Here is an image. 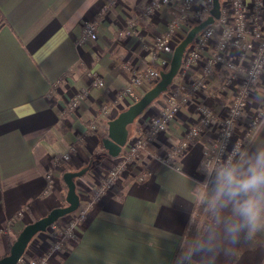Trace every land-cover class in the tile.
Here are the masks:
<instances>
[{
    "label": "crops",
    "instance_id": "1",
    "mask_svg": "<svg viewBox=\"0 0 264 264\" xmlns=\"http://www.w3.org/2000/svg\"><path fill=\"white\" fill-rule=\"evenodd\" d=\"M147 2L0 0L6 17L0 26V257L9 252V241L26 224L67 205L63 178L67 166L72 171L86 168L75 178L80 204H85L99 180L120 160V155L109 154L102 138L108 134L109 120L156 83L135 87L130 96L120 94L132 73L155 64V40L173 16L174 8L169 6L145 14ZM132 19L136 24L129 29ZM86 21L96 23L98 36L80 41ZM182 34L163 57L171 60ZM213 47L210 43L202 61L183 76L185 84L201 75L203 61ZM224 72L217 68L206 77L193 95L195 100L184 103L166 130L140 150L135 161L90 205L77 237L50 253L48 264H170L181 243V264L264 263V227L253 233L245 228L235 236L230 231L241 218L234 201L227 196L217 199L220 171L203 188V152L216 135V121L185 151L174 152L198 122L197 101L211 106L217 115L228 111L235 86L222 83ZM181 77L178 72L172 83ZM99 80L104 84H98ZM79 91L84 95L71 109L70 102ZM169 96L168 89L135 119L129 137L169 103ZM105 107L108 111L102 112ZM259 111H264V83L254 84L239 133ZM170 151L174 153L166 159ZM261 152L264 121L232 166L244 171ZM199 200L214 212L213 219L203 233L196 230L183 243ZM54 243L48 229L38 232L25 254L40 257Z\"/></svg>",
    "mask_w": 264,
    "mask_h": 264
},
{
    "label": "built area",
    "instance_id": "2",
    "mask_svg": "<svg viewBox=\"0 0 264 264\" xmlns=\"http://www.w3.org/2000/svg\"><path fill=\"white\" fill-rule=\"evenodd\" d=\"M148 0L144 13L148 14L162 6L173 9V16L165 32L159 35L154 43L153 57L155 64L143 72L132 73L130 82L121 90V96L133 95L135 87L145 83L154 84L160 78L162 67L169 65L170 60L162 54L171 50L175 37L181 34V40L192 25L201 21L210 12L212 0ZM221 16L213 24L205 27L185 50L179 73L181 79L169 87V103L160 111L146 118L138 126V132L128 138L125 150L120 154V160L111 167L95 187L92 196L85 204H80L72 213L73 216L51 224L48 230L55 237V243L50 250L37 258H20L19 264H48L49 255L61 248L65 240L77 236L78 226L85 221L90 205L106 192L114 181L123 173L127 165L132 164L140 150L146 149L154 137L164 132L168 123L179 113L181 106L191 100L214 69L224 68L222 83L234 85V97L228 111L217 115L216 111L207 104L197 101L200 116L198 122L187 130L183 140L174 148L175 153L185 151L190 142L195 140L205 127L214 121L217 132L204 149V166L206 178L203 188H206L211 176L216 171L232 166L248 140L256 133L264 121V111L254 113L251 121L239 133L238 124L249 107V96L255 83L264 82V0H220ZM104 7L103 10H105ZM136 20L129 22L128 28L135 26ZM183 30V31H182ZM97 25L94 21H86L83 25L79 40L96 39ZM210 43L213 49L205 57L201 75L185 84L183 76L192 65L199 63ZM173 51V49H172ZM104 84L102 80L97 82ZM84 92H77L70 102V108L75 109ZM108 108L102 109L107 112ZM168 152L166 159L174 153ZM68 159L67 155H64Z\"/></svg>",
    "mask_w": 264,
    "mask_h": 264
},
{
    "label": "water",
    "instance_id": "3",
    "mask_svg": "<svg viewBox=\"0 0 264 264\" xmlns=\"http://www.w3.org/2000/svg\"><path fill=\"white\" fill-rule=\"evenodd\" d=\"M221 16V1L212 0L209 15L201 22L193 25L184 37L177 43L173 50L168 69L161 70L159 80L148 88L136 101L121 111L115 118L108 122V134L102 138L104 147L109 154L117 157L121 154L129 138V126L135 119L162 93L168 91L174 78L179 72L183 56L187 47L194 41L195 37L208 25L213 24ZM86 168L75 171H66L63 178L67 184V205L53 208L47 215L26 224L12 243L9 252L0 257V264H19L26 248L32 238L60 217L76 211L80 205V196L76 189L75 178L83 175Z\"/></svg>",
    "mask_w": 264,
    "mask_h": 264
},
{
    "label": "clouds",
    "instance_id": "4",
    "mask_svg": "<svg viewBox=\"0 0 264 264\" xmlns=\"http://www.w3.org/2000/svg\"><path fill=\"white\" fill-rule=\"evenodd\" d=\"M218 181L217 199L227 196L234 201L235 212L241 218L231 233L235 236L245 228L253 233L264 227V152L250 161L244 171L236 166L222 169Z\"/></svg>",
    "mask_w": 264,
    "mask_h": 264
},
{
    "label": "trees",
    "instance_id": "5",
    "mask_svg": "<svg viewBox=\"0 0 264 264\" xmlns=\"http://www.w3.org/2000/svg\"><path fill=\"white\" fill-rule=\"evenodd\" d=\"M5 22H6V17L2 13V11L0 10V26ZM129 127L131 129L132 124ZM72 170L73 169L71 167H68V166L65 168V172L66 171H72ZM213 216H214V212L211 209H207L206 206L203 204L202 200H199L197 202V204L195 205L193 215L191 217V220L189 221L188 228L185 232V237H184L183 243L189 239L190 235L194 231L197 230L200 233H203L208 228V226L210 225V223L213 219ZM16 237L17 236H15L14 238H12L9 241L10 247H11L12 243L14 242V240L16 239ZM10 247H9V249H10ZM181 247H182V243L177 248V250L175 251L170 264H181L182 263L183 258H184V254L182 252Z\"/></svg>",
    "mask_w": 264,
    "mask_h": 264
},
{
    "label": "rangeland",
    "instance_id": "6",
    "mask_svg": "<svg viewBox=\"0 0 264 264\" xmlns=\"http://www.w3.org/2000/svg\"><path fill=\"white\" fill-rule=\"evenodd\" d=\"M211 7H212V3H211ZM211 7H210V9H211ZM208 15H209V14H208ZM208 15H207V16H208ZM207 16H206V17H207ZM206 17H204L203 19H205ZM203 19H202V20H203ZM202 20H201V21H202ZM201 21H199V22H201ZM199 22H197V23H199ZM197 23H195V24H197ZM195 24H194V25H195ZM192 26H193V25H192ZM192 26H191V27H192ZM260 83H264V82H260ZM127 166H128V165H127ZM127 166H126V168H127ZM93 191H94V190H93ZM91 196H92V195H91ZM86 216H87V215H86ZM64 220H65V219H64ZM58 221L60 222V221H63V220H60V219H59ZM58 221H57V222H58ZM53 237H54V236H53ZM76 237H77V236H76ZM76 237H74V238H72V239H75ZM54 238H55V237H54ZM263 264H264V263H263Z\"/></svg>",
    "mask_w": 264,
    "mask_h": 264
},
{
    "label": "bare ground",
    "instance_id": "7",
    "mask_svg": "<svg viewBox=\"0 0 264 264\" xmlns=\"http://www.w3.org/2000/svg\"><path fill=\"white\" fill-rule=\"evenodd\" d=\"M209 13H210V12H209ZM65 216H66V215H65ZM62 217H64V216H62ZM62 217H60V218H62ZM60 218H59V219H60ZM59 219H58V220H59ZM58 220H57V221H58ZM57 221H55V222H57ZM55 222H53V223H55ZM53 223H52V224H53ZM49 226H50V225H49ZM49 226L47 227V229L49 228ZM47 229H46V230H47Z\"/></svg>",
    "mask_w": 264,
    "mask_h": 264
}]
</instances>
